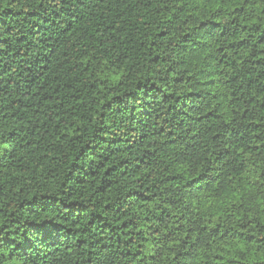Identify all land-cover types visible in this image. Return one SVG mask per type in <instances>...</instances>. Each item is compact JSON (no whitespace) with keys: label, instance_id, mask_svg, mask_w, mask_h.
Listing matches in <instances>:
<instances>
[{"label":"trees","instance_id":"16d2710c","mask_svg":"<svg viewBox=\"0 0 264 264\" xmlns=\"http://www.w3.org/2000/svg\"><path fill=\"white\" fill-rule=\"evenodd\" d=\"M0 264H264V0H0Z\"/></svg>","mask_w":264,"mask_h":264}]
</instances>
